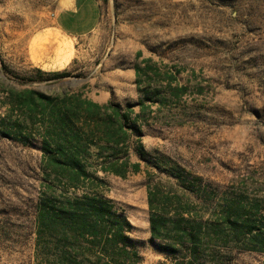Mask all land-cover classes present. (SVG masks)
<instances>
[{"label": "rangeland", "instance_id": "374dc122", "mask_svg": "<svg viewBox=\"0 0 264 264\" xmlns=\"http://www.w3.org/2000/svg\"><path fill=\"white\" fill-rule=\"evenodd\" d=\"M70 1L0 0V264H48L35 233L43 185H53L54 195L86 192L121 207L132 225L137 264H170L149 242L148 184L176 193L203 221L250 218L261 227L264 0H95L97 27L82 38L65 36L54 23V15ZM54 42L71 51L62 67L53 55L42 54ZM135 68L140 69L138 83ZM35 70L68 76L28 82ZM27 90L51 97L56 108L28 102ZM147 92L157 102L146 101ZM64 94L106 97L121 111L131 105L146 161L138 158L137 139L131 136L128 162L139 163V173L122 178L93 171L98 162L91 158L93 177L85 189L43 181L39 138L22 145L2 131L40 120L36 135L48 132L57 139L54 127L61 122L55 113ZM20 98L26 105L21 114L16 109ZM175 170L193 183L192 192L169 176ZM259 230L237 242L228 230L226 247L216 250L222 264H264Z\"/></svg>", "mask_w": 264, "mask_h": 264}, {"label": "trees", "instance_id": "16d2710c", "mask_svg": "<svg viewBox=\"0 0 264 264\" xmlns=\"http://www.w3.org/2000/svg\"><path fill=\"white\" fill-rule=\"evenodd\" d=\"M139 70L135 68L136 83ZM67 76L66 72L35 70L34 77L26 80L39 82ZM23 94L32 104L57 106L51 97L42 93L27 90ZM22 99L16 105L20 114L26 106ZM145 99L150 103L157 102L148 92ZM61 102V108L55 113L61 122L54 127L57 139L48 132L36 135L34 130L40 120H34L27 127L13 123L2 131L3 136L22 145L30 144V138H39L40 170L45 183L64 182L66 189H85V182L93 177V172L89 171L91 158L98 162V168L93 171L122 178L128 173L140 172L139 163L128 162L131 136L137 139L138 158L146 161L145 152L138 143L142 132L136 126V120L131 118V105L126 104L125 110L121 111L112 102L100 105L77 94H64ZM137 104L143 106L142 101ZM39 116L41 120L45 117L42 112ZM154 168L160 170V167ZM169 176L182 190L192 192L193 183L188 182L179 170L171 171ZM43 188L36 204L35 233L37 247L42 256L48 258V264H137L139 256L129 236L132 225L121 207L95 194L83 192L66 197L54 195L53 185H43ZM147 205L149 242L170 264H222L216 250L226 247L228 230L235 242L242 234L252 235L253 230L258 229L256 238L264 237V223L258 227L250 218L243 223L227 216L203 221V216L188 202L172 191L164 193L158 183L148 184ZM250 244L256 245V242ZM260 250L264 252V247Z\"/></svg>", "mask_w": 264, "mask_h": 264}, {"label": "crops", "instance_id": "0c3cea01", "mask_svg": "<svg viewBox=\"0 0 264 264\" xmlns=\"http://www.w3.org/2000/svg\"><path fill=\"white\" fill-rule=\"evenodd\" d=\"M98 10V4L95 0H72L54 15V23L65 36L82 38L95 31L99 20ZM60 47L61 44L57 42L55 45L50 44L42 50V54L45 56L53 55L52 61L57 66L62 67L71 57V51L69 45L64 46L61 50ZM88 99L100 105L108 102L106 97H103L102 100L92 97H88Z\"/></svg>", "mask_w": 264, "mask_h": 264}]
</instances>
